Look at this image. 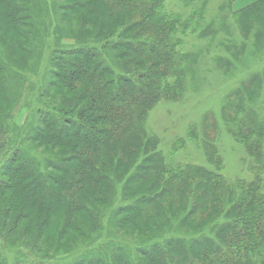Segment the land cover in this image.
Segmentation results:
<instances>
[{
	"label": "trees",
	"instance_id": "trees-1",
	"mask_svg": "<svg viewBox=\"0 0 264 264\" xmlns=\"http://www.w3.org/2000/svg\"><path fill=\"white\" fill-rule=\"evenodd\" d=\"M232 2L205 19V0H183L187 12L165 0H0V264H264V0ZM189 35L204 43L185 50ZM212 48L238 82L219 119L251 180L223 175L206 119L186 137L209 167L168 161L146 126ZM39 63L42 88L19 123L27 76L15 69ZM105 222L136 240L101 249Z\"/></svg>",
	"mask_w": 264,
	"mask_h": 264
},
{
	"label": "rangeland",
	"instance_id": "rangeland-1",
	"mask_svg": "<svg viewBox=\"0 0 264 264\" xmlns=\"http://www.w3.org/2000/svg\"><path fill=\"white\" fill-rule=\"evenodd\" d=\"M44 1L47 3L49 0ZM195 1L201 2L202 0ZM205 1V19L213 18L211 16L219 12V5L222 0ZM243 4V1L234 3L233 0L231 7L233 10H236L242 7ZM165 5L171 12H187L189 10L188 6L183 3V0H165ZM44 7V4L40 2V9L37 11L40 13L41 18H45L47 13ZM219 34L225 35L223 33ZM50 36H53V34H50ZM48 38L47 36L43 37L42 42H40V49L44 47L45 41ZM203 40L194 35H189L185 44V50L200 47L204 43ZM70 41L67 39V42ZM218 50L212 48L208 56L203 55L201 57L197 74L189 81L186 91L180 99L175 101L161 100L155 105L149 112L146 126L150 132L159 136V148L164 152L168 161L201 164L209 167L202 148L193 140L186 137L191 126H195L198 134H200L201 129L203 130L201 123L206 119L207 126L204 129L209 135L215 137L218 151L223 159V175L230 180L236 177L251 180L253 173L247 168L244 149L235 143L219 119L223 95L237 86L238 82L235 80V76L225 75L224 73H220L219 69L215 68L216 65L213 60V55L218 53ZM46 53H49L48 47L45 49ZM37 59L40 61L39 57ZM43 66L44 64L41 65L39 63L38 66H34L32 69H26L15 65L17 68H22L15 70H19L23 75L27 76L26 80H22L25 83V90L22 93L23 101L21 107L16 110V118L19 123H21L22 117L29 112L27 106L25 107L24 105H27L30 99H35L42 88L41 85L46 70V65ZM211 122L214 124L212 125ZM199 136H202V134ZM179 138H185V142L181 147L173 150L174 143ZM1 158L3 159L2 155L0 156ZM261 189L264 191V180L262 181ZM98 237L103 242L101 249H105L108 244L127 246L133 240H136L137 235H131L122 231L116 232L108 222H105L104 232ZM95 242L99 241L97 240ZM70 260V257L65 259L59 258L58 262L67 264Z\"/></svg>",
	"mask_w": 264,
	"mask_h": 264
},
{
	"label": "crops",
	"instance_id": "crops-1",
	"mask_svg": "<svg viewBox=\"0 0 264 264\" xmlns=\"http://www.w3.org/2000/svg\"><path fill=\"white\" fill-rule=\"evenodd\" d=\"M237 1H243L244 4H243L242 7H244L246 5H249V4L253 3V2H255L256 0H234V3L237 2ZM242 7H240V8H242ZM240 8H238V9H240ZM238 9H236V10H238Z\"/></svg>",
	"mask_w": 264,
	"mask_h": 264
}]
</instances>
